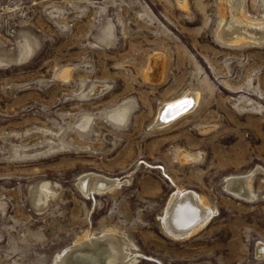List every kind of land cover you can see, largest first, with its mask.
I'll use <instances>...</instances> for the list:
<instances>
[{
	"label": "rangeland",
	"instance_id": "obj_1",
	"mask_svg": "<svg viewBox=\"0 0 264 264\" xmlns=\"http://www.w3.org/2000/svg\"><path fill=\"white\" fill-rule=\"evenodd\" d=\"M244 3L264 19L263 0ZM218 6L0 0V264H55L85 231L108 228L136 255L130 264H264V40L221 43ZM160 57L161 78L148 79ZM186 91L197 92L192 109L154 124ZM85 171L123 179L87 197L77 184ZM246 173L251 199L226 186ZM44 181L54 192L38 202ZM176 186L210 212L180 238L161 222Z\"/></svg>",
	"mask_w": 264,
	"mask_h": 264
},
{
	"label": "bare ground",
	"instance_id": "obj_2",
	"mask_svg": "<svg viewBox=\"0 0 264 264\" xmlns=\"http://www.w3.org/2000/svg\"><path fill=\"white\" fill-rule=\"evenodd\" d=\"M187 7L186 2H181ZM264 5V0H263ZM254 6V5H251ZM219 24L216 30L217 39L225 45H241L248 42L264 40V19H257L247 13L244 0H219L218 6ZM24 54L29 51V44L25 43L21 48ZM162 56V54H160ZM164 58H153L145 70L148 79L158 80L164 69ZM68 69H64L62 77H67ZM104 85L92 86L88 94H96L104 90ZM86 94V93H85ZM197 100L196 91H186L174 99L164 102L157 111L154 124L165 125L180 115L190 111ZM128 112L127 107L118 109L115 118L121 120ZM181 159H194L195 155L182 151ZM233 175V174H232ZM250 173L237 174L226 177L227 189L244 199L254 197L251 188ZM120 177L106 176L93 171L82 172L77 179L84 195L93 196L94 193L112 190L118 187ZM167 201L162 216L163 229L172 237L181 236L196 231L209 218V206L205 198L193 190L176 186ZM54 191L44 181L39 187L37 200L46 199ZM124 238V237H123ZM122 236L111 228L104 229L100 233L85 231L73 241L72 245L58 252L55 264H130L136 255H130L126 249ZM128 245V244H127ZM256 255L264 257V243L256 244Z\"/></svg>",
	"mask_w": 264,
	"mask_h": 264
},
{
	"label": "water",
	"instance_id": "obj_3",
	"mask_svg": "<svg viewBox=\"0 0 264 264\" xmlns=\"http://www.w3.org/2000/svg\"><path fill=\"white\" fill-rule=\"evenodd\" d=\"M162 222V221H161Z\"/></svg>",
	"mask_w": 264,
	"mask_h": 264
}]
</instances>
